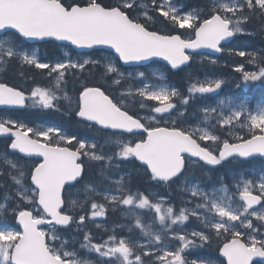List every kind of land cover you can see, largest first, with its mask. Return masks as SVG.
<instances>
[{"label":"snow or ice","instance_id":"obj_1","mask_svg":"<svg viewBox=\"0 0 264 264\" xmlns=\"http://www.w3.org/2000/svg\"><path fill=\"white\" fill-rule=\"evenodd\" d=\"M254 20L264 32V0H208L204 6L183 0H0V37L11 35L0 39V65L18 59L47 70L49 77L55 74L53 88L36 86L29 95L0 82V106L24 108L30 100L33 108L61 112L63 103L64 115L103 132L105 143L114 146L105 152L104 145L60 127L36 130L11 118L0 119V137L9 141L0 155L13 157L5 158L6 167L0 168V264H92L80 259L77 251L68 250L69 241L62 239L60 232L72 225L84 226L86 218L106 217L109 207L119 206L132 215L136 209L151 210L160 228L154 231L137 217L135 228L147 238L144 242L118 237L114 231L102 242H93L91 234L84 233L80 248L95 254L98 264H209L207 260L189 262L185 253L208 247L214 239L222 241L218 251L227 264H251L254 257L264 258V172L255 180L238 177L232 195H227L225 184L216 189L225 194L220 196L193 187L191 196L203 202L196 203L191 212L181 209L176 214L172 206L165 207L166 198L154 203L142 192L131 191L125 176L114 181L119 195L109 189L97 191L92 181L84 182L83 159L99 165L105 180L113 166L138 162L150 181L167 184L184 176L190 161L202 162L211 171L233 159L250 162L254 157L264 158V104L253 108L246 101L231 102L227 114L217 111L223 102L202 109L205 123L212 118L220 129L237 124L247 128L249 136H237L234 142L222 139L209 127L184 126L180 121L186 108L179 111L176 100L187 106L197 94L215 93L222 88L221 79L193 83L186 96L167 85L120 91L119 98L112 94L125 80L121 64L138 65L159 58L171 70H178L200 49L223 53L234 39L254 35L249 29ZM156 24L183 31L166 32ZM28 40H54L68 42L75 49L109 51L99 59L44 62L21 49V43ZM228 51L248 57L247 63L256 69L236 66L242 83L259 82L264 87V52ZM76 73H89L103 83L90 86L80 82L72 95L66 87L67 76ZM136 77L144 78L145 72L136 73ZM127 98L139 103L140 109H149L148 113L131 111ZM146 101L156 103L148 105ZM174 112L178 113L175 119ZM208 142L215 147H209ZM78 184L90 193L79 204L69 191ZM77 208L84 214L76 212ZM9 215L14 223L4 219ZM190 216L200 220L203 228L186 233L173 227L183 225ZM166 239L178 246L162 249Z\"/></svg>","mask_w":264,"mask_h":264},{"label":"rangeland","instance_id":"obj_2","mask_svg":"<svg viewBox=\"0 0 264 264\" xmlns=\"http://www.w3.org/2000/svg\"><path fill=\"white\" fill-rule=\"evenodd\" d=\"M143 2V1H142ZM146 3V2H144ZM0 39H6V38H0ZM64 49V48H62ZM61 49V50H62ZM64 51V50H63ZM27 53L29 54H36L35 50L29 52L27 51ZM65 55V60L67 59H72L73 61H76V60H82V59H85V58H90L88 56H80V59L78 58H75V57H72L70 56V58H67L66 54ZM37 56V55H36ZM106 56V55H105ZM203 59H207L208 61H210L211 59H214V58H209L208 56H199L197 57V60L198 61H202ZM215 60H218L220 63H222L223 65H227L229 66L233 71H235V68L236 66H238V64H236L235 62H229L227 63L226 60H223V59H215ZM201 69L199 71H201L200 73H198L199 75H197V77H194V79L196 80V83L199 82V83H204L206 81H211V80H214V79H220L218 76L214 75V73H212L213 75H210L208 74V72L206 71L205 67L202 66V65H198ZM246 70V68H245ZM120 71L124 72L125 73V76H129V74H131V76L133 77L134 75L136 76V73L140 72V71H143L145 72V76H148L147 78H138V77H135L137 79H143L144 83L142 84L141 87H143L144 85H148L149 87L151 88H156V87H159V86H164V85H167L165 82L161 81L160 77L163 76L165 77L164 75V72L161 70L160 67L158 66H149L147 67V69H144V70H141V69H132V70H122L120 69ZM249 71V70H248ZM237 72L235 71V73H231L230 74V78H235V76H237ZM151 77H154L155 79H158V80H152ZM236 82H238L236 80ZM168 86V85H167ZM169 88H171L170 86H168ZM213 96L211 97V101L208 103L209 106H206V107H217L218 105H221V102H223V105L221 107H218L217 108V111L220 112V111H223L225 114H227L228 112V108L230 106V103L231 102H236V103H239L241 101H246L248 102V98L242 96L240 99L239 97L236 95L234 98L233 96H230L229 95V91H226L224 94H221L220 96H218L217 94L215 93H212ZM199 95V94H198ZM200 97H203L205 95H199ZM260 105V104H258ZM257 105H254V107H256ZM204 107H202L203 109ZM216 116V113H213V117ZM4 119H8V118H4ZM209 122V121H208ZM208 122H204L203 121V117L201 118V123H203V125H194V126H201V127H207V124ZM241 126L239 124H237L236 126L232 127L234 129V132L239 134V131H237L235 128H240ZM36 130H46L47 128L46 127H40L38 126L37 128H34ZM247 129V128H246ZM263 171V170H255V169H250V174H249V177H246L244 176L243 172L242 171H230L228 170V174L230 175L231 177V181L230 183L232 185H235L237 183V179L238 177L240 176H244L245 178H250V179H257L258 176L260 175V172ZM183 187L184 188H187L190 189L193 188V187H197L199 188L200 190H202L200 187H198L195 183H192L190 184L189 186L186 184V182L183 184ZM235 190V188H234ZM236 191V190H235ZM191 192V191H190ZM212 192H215V195L216 196H220V195H225L224 193H221L219 191H216L215 190H211L209 191V193H212ZM227 195H232V193H227ZM189 204L187 206H185V209L188 210V212H191L192 210L195 209V204L196 203H202L203 201L201 200L200 202L194 200V199H187ZM174 205V203L170 204L169 206H172ZM173 207V206H172ZM158 221V220H157ZM151 223V222H150ZM159 226V223L157 225V227ZM173 227H177L178 228V231H183V232H186V233H190L191 231L193 230H196V229H193L191 227H185L184 225H175ZM140 241V240H139ZM140 242H143V241H140ZM161 248H168V246L166 245H161ZM189 251V250H188ZM185 257H189L188 255H185ZM190 261V260H188ZM209 264H212V263H209Z\"/></svg>","mask_w":264,"mask_h":264},{"label":"trees","instance_id":"obj_3","mask_svg":"<svg viewBox=\"0 0 264 264\" xmlns=\"http://www.w3.org/2000/svg\"><path fill=\"white\" fill-rule=\"evenodd\" d=\"M164 29L166 30H174L171 29V26H167L165 27L163 25ZM249 29L254 31V37H253V41L255 44L259 45H263L264 46V32H261L258 30V24L257 22L254 20L252 24L249 25ZM264 52V49L261 51ZM194 72L192 73L193 75H197L198 73H200L201 71H199L201 68L198 65H194L193 67ZM206 69V68H205ZM3 76L5 77V80H0V81H4L5 83H8V85H11L13 87L19 88L21 90H23L26 93H30V90L33 87L36 86H41L44 87L45 85V81L42 79V75H37L34 74V72L31 71L30 68H21L19 67L17 64H13L12 66H10L9 70L7 71V68L2 72ZM189 76H186V78H183V83L182 85L185 83L187 84L188 80H189ZM194 81V77L192 79V82ZM180 85V86H182ZM78 84H73L72 88L75 91L76 88H79ZM61 112H63V106L61 104ZM241 165L244 168H248V167H255V164H252L251 162H243L241 161ZM259 169L264 170V164H262ZM228 170L230 171H242L243 169L240 166H236L230 162H226L222 164V169L220 170V175H224L225 173L228 174ZM147 177V175H145ZM229 177V181H231V177L228 174ZM146 180V178H144ZM67 238L69 240V244H73L76 242V236L73 235H67ZM215 240V239H214ZM215 242L217 244H220V240H215ZM74 246V245H73Z\"/></svg>","mask_w":264,"mask_h":264},{"label":"bare ground","instance_id":"obj_4","mask_svg":"<svg viewBox=\"0 0 264 264\" xmlns=\"http://www.w3.org/2000/svg\"><path fill=\"white\" fill-rule=\"evenodd\" d=\"M191 68V67H190ZM194 72V70H193V68L190 70V72H189V74L188 75H190V74H192ZM197 75H199V74H197ZM197 75H194V77H197ZM195 80V79H194ZM185 84V83H184ZM227 162V161H226ZM226 162H224V163H226ZM258 170H262V169H258ZM190 262V261H189Z\"/></svg>","mask_w":264,"mask_h":264},{"label":"water","instance_id":"obj_5","mask_svg":"<svg viewBox=\"0 0 264 264\" xmlns=\"http://www.w3.org/2000/svg\"><path fill=\"white\" fill-rule=\"evenodd\" d=\"M200 50H208V51H211V50H209V49H200ZM159 59V58H158ZM10 107H14V106H10Z\"/></svg>","mask_w":264,"mask_h":264}]
</instances>
